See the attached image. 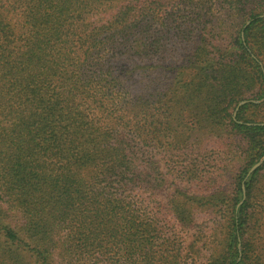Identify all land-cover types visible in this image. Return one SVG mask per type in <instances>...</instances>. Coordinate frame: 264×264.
I'll use <instances>...</instances> for the list:
<instances>
[{
    "label": "trees",
    "instance_id": "obj_1",
    "mask_svg": "<svg viewBox=\"0 0 264 264\" xmlns=\"http://www.w3.org/2000/svg\"><path fill=\"white\" fill-rule=\"evenodd\" d=\"M260 96L264 0H0V264H264Z\"/></svg>",
    "mask_w": 264,
    "mask_h": 264
},
{
    "label": "rangeland",
    "instance_id": "obj_2",
    "mask_svg": "<svg viewBox=\"0 0 264 264\" xmlns=\"http://www.w3.org/2000/svg\"><path fill=\"white\" fill-rule=\"evenodd\" d=\"M248 21V23L250 22V20H246L245 21V25L246 24H248V23H246ZM242 33V32H241ZM243 100H245L243 103H241L240 105H242V104H244V103H247V102H249V101H252L253 103H261V102H263L264 101V96H260V97H258V98H249V99H241V100H239L236 104H235V106H234V108H233V110H232V116H233V113H234V111H235V108H236V106H237V104L239 103V102H241V101H243ZM240 105H238V107L240 106ZM238 107H237V109H238ZM237 109H236V111H235V115H236V112H237ZM207 149H210L209 147H207ZM264 155V153L258 158V160H260L261 158H262V156ZM257 160V161H258ZM257 161H255V162H257ZM254 162V163H255ZM264 162V160L261 162V164ZM253 163V164H254ZM252 164V165H253ZM260 164V165H261ZM251 165V166H252ZM250 166V167H251ZM250 167H249V169H250ZM263 203H262V205L264 206V200L262 201ZM263 211H264V208H263ZM200 246V245H199ZM207 255V252H204V251H202V250H200L199 251V253H198V257H195V259L196 260H200L201 258H204V256H206Z\"/></svg>",
    "mask_w": 264,
    "mask_h": 264
},
{
    "label": "water",
    "instance_id": "obj_3",
    "mask_svg": "<svg viewBox=\"0 0 264 264\" xmlns=\"http://www.w3.org/2000/svg\"><path fill=\"white\" fill-rule=\"evenodd\" d=\"M246 23H248V21H247ZM244 101H245V100H243V101H241V102H239V103L237 104V106H236V108H235V111H236L238 105H240V104L243 103ZM235 111H234V113H233V116H235ZM263 160H264V155L262 156V158H261L260 160H258L257 162H255V163L250 167V169L248 170V173L251 172L252 170H254L257 166H259ZM242 193H243V194H242V200H243V198H244V189H243V186H242ZM240 202H241V201H240Z\"/></svg>",
    "mask_w": 264,
    "mask_h": 264
}]
</instances>
